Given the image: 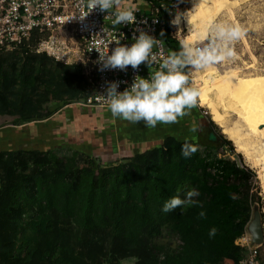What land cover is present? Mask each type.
I'll return each instance as SVG.
<instances>
[{
    "label": "trees",
    "instance_id": "trees-1",
    "mask_svg": "<svg viewBox=\"0 0 264 264\" xmlns=\"http://www.w3.org/2000/svg\"><path fill=\"white\" fill-rule=\"evenodd\" d=\"M161 37L170 54L180 50L175 39ZM37 41L34 33L13 50H21L27 63L50 60L34 51ZM7 63L0 57V117L24 130H19L14 150L0 151V264L129 260L133 264H239L243 260L244 249L236 240L244 233L256 202L251 185L255 174L236 164L232 156L241 157L222 134L204 141L197 131L194 140L168 134L165 146L146 148L112 167H102L88 155L90 145L82 142L76 145L82 153L64 154L62 149L68 150L77 134L72 128L69 131L56 120L49 126L40 122L92 93L87 80L74 85L75 78L82 80L79 66L58 63L59 73L36 85L34 79L39 78L31 77L27 64L22 70H10ZM17 84L28 86L31 93L41 89L40 98L34 103L17 98ZM50 103L58 107L49 109ZM208 124L214 132L216 125L210 120ZM185 143L197 149L189 157L181 154ZM222 148L230 155L219 156ZM168 165L173 172L171 184L164 179ZM193 188L199 192L193 197L198 203L162 211L166 200L183 198ZM213 227L217 231L210 237ZM166 235L177 239L174 248L157 240Z\"/></svg>",
    "mask_w": 264,
    "mask_h": 264
},
{
    "label": "rangeland",
    "instance_id": "rangeland-1",
    "mask_svg": "<svg viewBox=\"0 0 264 264\" xmlns=\"http://www.w3.org/2000/svg\"><path fill=\"white\" fill-rule=\"evenodd\" d=\"M240 1V2H239ZM228 4L225 8H223L220 12L215 14L210 21V26L216 23H225V24H234L239 25L243 29V34L241 37L235 41H233L230 44V47L234 51V56L226 58L225 60L219 61L216 66L224 70H230L234 69L238 72V75L243 76H250V75H257V74H264V0H228ZM138 4H141V1L138 0ZM196 6H195V5ZM146 6V5H144ZM196 7V8H195ZM198 9V0H185L184 3L181 5V16L177 20L174 21V25L171 27L172 33L175 37L176 42L178 45H180V41H178V38L186 37L189 34L190 28L185 25V19L189 12L195 13L198 16L195 17L196 23L200 21L201 18H203L202 14H198L195 11ZM199 12V9L197 10ZM211 34V30L209 31L208 35ZM70 37L69 34L65 35L63 38L66 41V38ZM75 42V40H74ZM76 46L77 43H75ZM66 45L68 48H65L64 51H71L75 50V46L70 43V41H66ZM21 50H6V51H0V57L7 58L8 63L6 65V68L12 70H22V67L27 64L28 73L31 75V77H36L39 79H34L35 84L38 85L41 80L46 79L47 77L51 76L52 74H58L59 70L56 67V64L61 63L65 65H76L79 66L80 70L79 73L82 76V80L75 78L74 79V85L75 86H81L83 80H87L90 84L93 81L94 73L92 71L91 63L86 60L84 56L81 55V50L79 49V55L81 57L80 60H76V63L73 62V58H71L70 63H62L59 60H56L53 57H49L50 60H36L34 63H27L28 58L25 54H21ZM65 61H68V59L63 58ZM209 69V66L196 69L193 67H190L189 70H187L188 73H190L189 77V84L191 86H195V81L193 80L197 75H204ZM222 69H220L222 71ZM199 71V73H198ZM204 71V72H203ZM195 72V74H194ZM202 73V74H201ZM77 75V72H75ZM194 76V78H193ZM25 87V88H24ZM19 87L17 84L14 88L16 91L17 98H21L25 100L26 102L32 101L33 103L36 102L40 98V92L41 89H37L36 93H31L29 91L28 86ZM246 95L241 96V100L245 98ZM68 105V104H67ZM58 106L57 104L50 103L49 109H56ZM66 106H63L60 111L54 115L53 119L48 122V120L40 121L42 124H47L48 126L51 124L52 121L56 120L59 122H63L64 128H72L73 132L77 131L79 135H73L74 139L69 141V144L71 145L70 151L74 152L75 150L82 153L81 149L77 148L76 145L78 142H82L87 145L92 146H98L102 147V154L95 156H90L95 163L102 167H112L113 164H118L119 162H123L122 160H127L125 158L129 157L131 154V150L125 151V147L127 143L119 145V144H112V140L110 138V135L105 132V118L101 116L100 120L93 121L94 117H98L94 111L98 110L97 108H89L91 109L90 112H87L88 108L85 107H77V106H68L69 108H64ZM64 108V109H63ZM84 108V109H83ZM95 109V110H94ZM193 111L195 109L198 110V114H194L196 116V119L193 118L192 114L188 116V118L179 117L177 122L171 123L173 127L176 126V124L179 125L178 129L175 131H166L162 127H159V133L155 134H149L147 137H145L144 142L147 143L144 144L143 149L151 148L153 146H165L164 139L166 136H174L176 139L181 140L180 138H183V140H194L195 139V132H199L201 135V140L204 141L206 138L213 139L215 136L222 134L224 138H227L226 135L222 133L221 128L215 124L211 118V115L209 113V110L205 107L203 108L199 101L197 100V104L192 107ZM71 111L75 113V119L71 120V118L68 116L71 114ZM67 115V116H66ZM72 116V114H71ZM52 117V116H51ZM212 121L216 125V129H214V132L212 131L211 127L209 126L208 122ZM232 121L233 118H230ZM11 120L5 117H0V140H3V143L0 141V151L3 150H14L13 145L15 142V139L17 136H19L21 133H19V130H22L23 128L20 127H14L12 125H8L7 123ZM104 121V122H103ZM7 122V123H6ZM39 123V121L37 122ZM175 124V126H174ZM132 125H143V122L140 121L138 123H132ZM145 126V125H144ZM147 127V126H145ZM149 128V127H148ZM15 130V131H14ZM24 130V129H23ZM152 130V128H151ZM17 131V132H16ZM194 132V133H193ZM196 132V133H197ZM63 133V132H62ZM169 134V135H168ZM194 134V135H192ZM64 135V134H63ZM134 135V134H133ZM137 139V138H136ZM154 139L155 141H152ZM230 141V140H229ZM231 142V141H230ZM232 146L233 143L231 142ZM19 146V145H18ZM46 145H43L42 149L45 150ZM118 146V147H117ZM114 147V148H113ZM117 147V148H116ZM17 148V147H16ZM234 153L240 155L239 158H234L232 156V159L240 161V163L247 167L248 169L252 170L255 174L254 177L251 180V185L254 187L253 192L255 195V203L252 205V211H251V218L248 224L245 227L243 236H249V225L253 218V213L258 212L259 215V221L261 226V232L263 239L260 243L257 244V251H258V260L260 264H264V189L261 187V178L260 174L257 171V169L249 167L245 160L243 155H241L233 146ZM116 150V155L111 154L113 150ZM63 151L67 149H62ZM140 150V151H141ZM106 152V153H104ZM137 152V151H136ZM133 152L132 154L136 153ZM111 154V155H110ZM218 154L221 157H227L230 155L228 150L222 148L218 150ZM63 156V155H62ZM62 156L60 157L61 159ZM123 156V157H122ZM165 171V181L168 184L172 183L173 180V172L171 170V166L168 165L164 169ZM26 174L30 173V171L25 172ZM257 186V188H255ZM241 237V236H240ZM157 240L168 244L172 248L176 246L178 243L177 239L171 237V236H165L164 238H157ZM239 243L238 241H236ZM248 246H253L255 243L251 241V239L248 241ZM133 260L129 261H123L121 264H133ZM220 264H231V263H225L222 262Z\"/></svg>",
    "mask_w": 264,
    "mask_h": 264
},
{
    "label": "built area",
    "instance_id": "built-area-1",
    "mask_svg": "<svg viewBox=\"0 0 264 264\" xmlns=\"http://www.w3.org/2000/svg\"><path fill=\"white\" fill-rule=\"evenodd\" d=\"M130 1L134 0H119L123 7ZM145 1V8L131 7L136 15L135 22L114 25L112 13L101 12L98 7L91 10L86 6L87 0H0V51L22 46L34 33L38 37L34 51L37 54L44 53L62 63H70L71 58V63L81 61L80 49L81 55L92 66L93 91L73 104L86 108L108 109L109 101L105 94L109 82H119L117 91H124L136 76L147 78L149 73L158 70L161 61L170 54L161 33L175 38L171 27L175 24L174 21L180 18L181 5L185 0ZM138 30H143L157 39L151 52L155 61L150 66L147 62H142L135 69L131 66H127L125 70L102 69L99 57L108 52L110 54L117 43L130 45L133 35L139 34ZM67 34L70 37H67L66 41H70L75 50L66 52L64 50L68 47L63 37ZM207 37L191 45L202 47L207 43ZM190 67L184 70L188 76L190 73L187 70ZM249 240V236L243 235L236 240L239 242L236 244L244 249V258L239 264H260L258 247L248 246Z\"/></svg>",
    "mask_w": 264,
    "mask_h": 264
},
{
    "label": "clouds",
    "instance_id": "clouds-1",
    "mask_svg": "<svg viewBox=\"0 0 264 264\" xmlns=\"http://www.w3.org/2000/svg\"><path fill=\"white\" fill-rule=\"evenodd\" d=\"M86 6L91 10L98 7L101 12L112 13L114 25L132 24L136 21L134 10L123 7L119 0H87ZM210 30L211 35L207 37L204 46H193L187 41H181L180 50L165 57L158 70L149 73L147 78L136 76L124 91H117L119 82H109L105 97L109 101L107 106L111 114L132 123L143 121L147 127L177 122L179 117L197 104L200 95L199 89L189 84V77L184 69L188 66L204 68L234 56L230 44L243 34V29L234 24L216 23L210 26ZM138 32V35H133L130 45L117 43L110 54L108 52L99 57L102 69L125 70L127 66L135 69L142 62H147L150 66L155 61L151 52L157 39L143 30ZM196 150L189 143L181 146L184 157L191 156ZM198 195L199 192L193 188L183 198L171 197L164 202L162 211L170 212L177 207L198 203L193 199ZM204 215L201 211L200 216ZM216 231L215 227L211 228L209 236H214Z\"/></svg>",
    "mask_w": 264,
    "mask_h": 264
},
{
    "label": "bare ground",
    "instance_id": "bare-ground-1",
    "mask_svg": "<svg viewBox=\"0 0 264 264\" xmlns=\"http://www.w3.org/2000/svg\"><path fill=\"white\" fill-rule=\"evenodd\" d=\"M228 4V0H198L199 12H195L203 18L196 23L198 15L189 12L184 22L190 31L180 40L190 44L204 40L210 31L209 20ZM218 62L209 65L204 75L193 76L200 91L199 104L209 110L213 122L243 155L246 164L257 169L264 189V74L241 77L234 69L220 68L221 71L216 66Z\"/></svg>",
    "mask_w": 264,
    "mask_h": 264
},
{
    "label": "crops",
    "instance_id": "crops-1",
    "mask_svg": "<svg viewBox=\"0 0 264 264\" xmlns=\"http://www.w3.org/2000/svg\"><path fill=\"white\" fill-rule=\"evenodd\" d=\"M140 1H141V4H138V0L130 1V2L126 3L125 7H132V8H139V7L145 8V7H147V1H145V0H140ZM144 5H146V6H144ZM173 39H175V38H173ZM177 39H178V41H180V38L177 37ZM191 44H193V43H191ZM72 105H74V104H68L64 108H69ZM90 110L91 109L88 108V110H86V111L90 112ZM197 112H198L197 109H195L193 111V109L191 108V109L187 110L186 114L183 115L182 117L188 118V116H190L192 114L193 118L196 119V116H194V114H198ZM94 113L98 117H94L93 121L100 120L101 116H103L105 118V120H106L105 126L106 127L104 129H105V132L110 135V138L112 140V144L114 145L116 143V144H119V145L122 146V144L127 143V144H125L126 147H125L124 150L126 152L128 150L129 151L131 150V152H130L131 154L130 155H133L132 153L136 152V151H137L136 153L140 152V150L143 149L141 147H143L144 144L147 143L146 141L144 142L145 137H147L151 133L155 134V135L157 133H159L158 132L159 131L158 130L159 127H162L165 130V128H167V127L169 128V127L172 126L171 124L158 123L155 127H149L148 128V127L144 126L145 124H144L143 121H142L143 125H139V126L138 125H132V122L124 120V119H122L120 117H114L111 114L109 109H98V110L94 111ZM71 114H72V116H71ZM71 114L68 115L71 118V120L75 119V113H73L71 111ZM54 115H56V114H54ZM54 115L52 117H49L48 119H45V120H48V122H49L50 119H53V117H55ZM151 128H152V130H151ZM175 130L176 129H166V131H172V132L175 131ZM75 132L77 133L76 135L78 136L79 133L77 131H75ZM152 141H155V140L152 139ZM69 148H71L70 145H69ZM141 151H143V150H141ZM67 153L69 155H71L72 152L69 149L66 150V151L64 150V154H67ZM104 153H106V152H104ZM110 153L111 154H115V155L117 154L116 150H113ZM100 154H102V147L100 145H99V147L98 146H92V145L89 146L88 155H91V156L93 155V156L96 157V155H100Z\"/></svg>",
    "mask_w": 264,
    "mask_h": 264
},
{
    "label": "water",
    "instance_id": "water-1",
    "mask_svg": "<svg viewBox=\"0 0 264 264\" xmlns=\"http://www.w3.org/2000/svg\"><path fill=\"white\" fill-rule=\"evenodd\" d=\"M73 103L74 102L69 103V104H73ZM236 164L238 166H241V163L239 160L236 161ZM249 233H250L249 235H250L251 241L255 243L253 246H257V244L260 243L263 239L258 212L253 213V218L249 225Z\"/></svg>",
    "mask_w": 264,
    "mask_h": 264
}]
</instances>
